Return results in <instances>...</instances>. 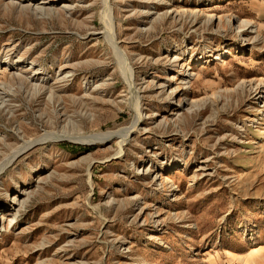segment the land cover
Listing matches in <instances>:
<instances>
[{"label": "rangeland", "instance_id": "1", "mask_svg": "<svg viewBox=\"0 0 264 264\" xmlns=\"http://www.w3.org/2000/svg\"><path fill=\"white\" fill-rule=\"evenodd\" d=\"M11 1L0 0V164L45 133L128 126L135 102L115 49L142 121L118 157L115 138L60 137L5 167L0 264H264V147L255 157L252 131H264V0H108L116 48L102 0L39 4L49 18ZM241 21L254 32L241 37Z\"/></svg>", "mask_w": 264, "mask_h": 264}, {"label": "bare ground", "instance_id": "2", "mask_svg": "<svg viewBox=\"0 0 264 264\" xmlns=\"http://www.w3.org/2000/svg\"><path fill=\"white\" fill-rule=\"evenodd\" d=\"M48 1H50V0H42L41 2H39L38 0H14V1L12 0L11 2H12V6L15 7L17 10H20L22 12H27V13L34 15V16H41L43 18H49L53 14V9L48 8V7H44V6H40V7L38 6L39 4H48ZM108 6H109L108 0H102L103 36L108 40V42L111 43V45H113L114 48H116L115 47L116 42H114L113 32H112V28H111L112 24H111ZM59 7L63 8V7H66V5L60 4ZM179 13H180L179 10L173 9L171 12H167L165 16L174 17V15L175 16L179 15ZM194 16H195V18L193 19V22H195L197 20L199 14L194 15ZM206 17H207L206 24L211 22L214 18L213 15H210V16L207 15ZM237 31L240 33L241 37L244 35L245 32H250V33L254 32L251 24H249L247 21H241L240 25H239V29ZM257 39H258V37H255L252 41H255ZM244 42H245V39H244ZM115 51H116V56L118 58V62L120 64V66H122L121 72L123 75L124 83L127 85V88H129V91H130V98H134L133 102H135V103H134V106L132 108L133 112H134L133 121L128 126L122 127V128L116 129V130L96 132V133L84 134V135H79V136H68V135L63 134L62 132H61L62 134L50 132V133H45L39 137L33 138L31 140L24 141L23 144L20 145L19 147L12 149V152L5 158L4 161H2V163L0 164V173L5 169V167L10 162H12L25 148L29 147L31 144H34L37 142L38 143H45L47 141H52V139H56V138H60V137H62V138L67 137V138L72 139L75 142L82 144V145L102 144V143H105V142L115 138L117 140V150L114 153L115 157H118L122 154L123 146L127 142H129L131 140V136L135 132H137L138 129H140L138 125L142 121V116H141V111H140V107H139V98L140 97H138L136 89H135L134 84H133V82H134V80L132 78L133 74L131 72V69L129 68V64H128L129 62L127 61V58L123 55V53H121V51H119L117 49H115ZM227 53H228V50L225 51L224 55ZM221 54L222 53H220V55ZM177 58H178L177 56H174L173 60L175 61V59H177ZM218 58H220V57H218ZM69 74L67 75V73H66V76L68 77L70 75H73V74H70V75ZM189 75H190V73L184 74L185 77H187V76L189 77ZM66 76L63 75V77L61 79H65ZM182 81H184V82H182L183 84H187L189 82V80L186 81L184 79V77L182 78ZM262 84L264 86V83H262ZM161 86H159V87H161ZM241 86H243V85H241ZM198 106H199L198 103H196L195 101L184 100L182 102V104L180 105V109L185 110L189 114H192L194 111H196L198 109ZM262 107H264V105ZM258 114L261 115L260 119L262 118V120L264 121V108L258 110ZM142 129L144 131L148 130L147 127H143ZM252 131L256 132L259 136H262V142L258 146L255 147L256 151L253 152L254 156H255L256 154H259L260 151L264 147V131H260V130H252ZM156 176L160 177V174L158 173V174H156ZM161 178L166 180L165 177H161ZM160 184H162V183H160ZM170 192H171V190H170ZM22 193H23V195L26 194L27 190L26 189L23 190ZM31 195H32V193L31 194L29 193L28 196L26 197V199L22 202V204L25 205L26 203H28V200L30 199ZM14 200H15V198L13 199V202H14ZM14 217H16V216H14ZM157 220L155 221V223L159 222ZM12 221L13 220H11V222ZM143 223H144V221H143Z\"/></svg>", "mask_w": 264, "mask_h": 264}]
</instances>
